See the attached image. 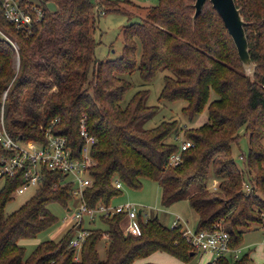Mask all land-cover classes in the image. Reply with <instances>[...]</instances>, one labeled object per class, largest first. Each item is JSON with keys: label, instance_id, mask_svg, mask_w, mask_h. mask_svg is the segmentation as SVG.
Returning <instances> with one entry per match:
<instances>
[{"label": "trees", "instance_id": "1", "mask_svg": "<svg viewBox=\"0 0 264 264\" xmlns=\"http://www.w3.org/2000/svg\"><path fill=\"white\" fill-rule=\"evenodd\" d=\"M192 3L157 0L146 6L139 21L123 26L119 56L106 60L93 55L92 0H42L43 17L32 24L30 34L15 29L0 9V31L5 36L0 35L4 125L20 141L43 139V130L50 127L67 138L72 156H78L82 114L95 138L87 165L90 182L82 194L88 206L109 203L119 191L113 179L129 188H138L143 178L156 182L164 206L184 197L193 185L186 200L195 213L194 228L209 230L223 218L229 245L239 246L248 221L259 223L258 213L264 212V0H234L246 22L248 53L255 65L252 79L244 75L210 3L204 1L193 24ZM205 3L210 5L207 9ZM134 38L140 44L136 64L140 78L149 81L156 71H168L158 98L184 100L181 110L189 120L205 110L202 122L185 127L176 120H161L151 128L142 127L155 110L144 102L146 89L134 91L120 104L130 87L122 75L135 65ZM241 127L248 143L244 161L255 172L246 192L230 146ZM179 132L191 145L181 151L176 165H169L168 156L177 143L166 138ZM209 171L218 180L216 193L205 188ZM19 183V177H7L0 187V264H133L154 251L186 263L195 253L177 227L162 225L156 215L143 220L137 213L139 233L132 235L122 231V215L117 213L99 218L104 228L90 227L78 249L67 244L72 234L68 227L59 239L40 241L25 254L19 239L34 237L56 221L46 205L55 201L65 206L72 184L62 172L44 170L36 192L6 214L4 206ZM101 235L105 242L100 255L96 244ZM228 259L215 256L205 264H230ZM247 262L245 251L232 264Z\"/></svg>", "mask_w": 264, "mask_h": 264}, {"label": "rangeland", "instance_id": "2", "mask_svg": "<svg viewBox=\"0 0 264 264\" xmlns=\"http://www.w3.org/2000/svg\"><path fill=\"white\" fill-rule=\"evenodd\" d=\"M93 1V0H92ZM97 7L102 8V13L94 11V29L92 31V37L94 39L93 55L97 60L113 59L121 53L122 49V35L121 31L123 26L139 21L144 16L145 7L156 4L157 0H96ZM209 3H205V9H207ZM51 9V4L47 5ZM107 9V10H106ZM124 10L115 11V10ZM135 42V65L134 68L122 75L129 83L130 87L127 89L120 101L121 105H124L132 93L139 89H146L145 104L148 106H154V112L146 118L142 127L151 128L158 124L161 120H176L179 126H195L205 119V110H202L198 114H195L191 120L182 113V107L185 105V101L182 99L164 100L158 98V94L162 85V77L164 74H169L166 70H158L149 81H143L137 71L136 64L140 52V44L137 38H134ZM16 67V60L15 65ZM214 97V93L210 94V98ZM181 133V132H179ZM238 136L234 143H231V155L236 164V167L241 171L243 177V190L249 191L253 185V179L255 172L250 170L245 164L244 156L247 150V134L241 127L238 129ZM167 141L178 143L181 140V135L175 138L173 134L168 135ZM264 167V162L262 163ZM218 180L213 176L211 171L208 172L205 180V188L208 193H216ZM39 188V185H29L22 193H14L10 200H8L4 206V212L10 213L12 210L18 208L24 204ZM195 187L189 186L187 193L184 197L179 198L171 204L166 206L160 203L159 188L156 182L143 178L141 179L140 186L138 188H129L121 184L119 191L113 195L109 203L111 205H117L124 202L134 203L136 208L141 210V218L143 220L148 219L156 215L158 221L164 225L169 226L171 221L176 217L179 218V222L184 224V221L188 226L195 225V213L189 207L186 196L190 194ZM258 193V191H257ZM77 204V199L71 195V198L63 206L58 202H49L46 207L55 216L56 221L47 229L38 232L34 237L21 238L19 244L23 246L24 253L28 254L36 244L46 239L57 240L66 232L68 226L67 216L68 211L66 208H74ZM256 214V213H255ZM257 215V214H256ZM258 222L248 221L249 227L245 229L241 236L239 246L243 247V251L248 253L247 264H264V248L259 244L262 227L264 226V212L258 213ZM216 222L225 227L227 222L223 218H219ZM126 224V221L122 223V226ZM85 226L104 228V224L95 219L90 223L85 222ZM105 236L101 237L97 241V249L99 254H102ZM212 254L208 251L196 252L186 263L178 260L177 258L162 252L155 251L150 253L143 262L149 264H205L210 261ZM228 257L229 263L232 264L235 260L239 259ZM133 264H140L139 261H135Z\"/></svg>", "mask_w": 264, "mask_h": 264}, {"label": "built area", "instance_id": "3", "mask_svg": "<svg viewBox=\"0 0 264 264\" xmlns=\"http://www.w3.org/2000/svg\"><path fill=\"white\" fill-rule=\"evenodd\" d=\"M93 8L97 12L102 10L97 7V1L93 0ZM0 9L3 18L10 22L15 29L23 34H30L31 26L39 21L44 14L42 0H0ZM0 35L5 37L0 31ZM15 47V45L13 44ZM17 64V58H16ZM6 90L2 93L1 101ZM181 135V133H179ZM178 135H175V138ZM78 137L80 140L79 155L72 156L73 147L67 143V138L61 134H55L50 127L43 130V139L20 141L14 139L7 132L4 125L3 107L0 104V187L7 177H19L20 183L10 193H22L29 185H39L44 170L60 171L66 175V180L72 184L71 195L77 199L74 208H68L67 222L72 229L68 246L78 249L83 243L90 227L85 226L95 219L110 217L113 214H121V227L124 233L137 235L139 226L136 219L137 213H141L134 203L124 202L117 205L110 203H97L88 206L83 199V189L89 184L90 178L87 172L89 164L90 147L95 138L86 128L84 116L81 114L78 120ZM189 140L183 139L177 143V149L169 154L167 164L176 165L181 160V151L190 146ZM116 188L121 187L118 179H113ZM139 210V212H137ZM126 224L122 226V223ZM187 222V221H186ZM179 222L176 217L169 227H177L183 240L196 252L208 251L215 256L239 257L243 251L241 246H230L227 231L215 222L211 229H195ZM259 244L264 248V226Z\"/></svg>", "mask_w": 264, "mask_h": 264}, {"label": "water", "instance_id": "4", "mask_svg": "<svg viewBox=\"0 0 264 264\" xmlns=\"http://www.w3.org/2000/svg\"><path fill=\"white\" fill-rule=\"evenodd\" d=\"M204 1L205 0H193V12L191 14L192 24ZM207 1L220 17L223 26L225 27V30L234 45L244 75H246L249 79H252L255 65L248 53V44L243 29V26L246 22L243 20L242 15L240 14V8L235 5L234 0ZM67 210L68 208H66V211ZM137 212H139V210H137ZM189 254L191 255L192 252Z\"/></svg>", "mask_w": 264, "mask_h": 264}, {"label": "crops", "instance_id": "5", "mask_svg": "<svg viewBox=\"0 0 264 264\" xmlns=\"http://www.w3.org/2000/svg\"><path fill=\"white\" fill-rule=\"evenodd\" d=\"M193 227H194V226H193ZM154 252H155V251H154ZM148 255H149V254H148ZM148 255H147V256H148ZM147 256H146V257H147ZM146 257H144L143 259L137 260V261H139V263L141 264V263H143V260H145ZM213 257H214V256H212V258H213ZM212 258H211V259H212Z\"/></svg>", "mask_w": 264, "mask_h": 264}]
</instances>
